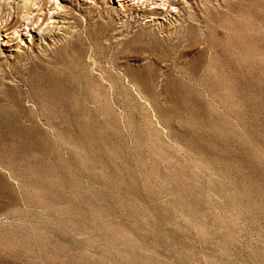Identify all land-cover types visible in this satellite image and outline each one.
I'll return each instance as SVG.
<instances>
[{"label":"rangeland","instance_id":"374dc122","mask_svg":"<svg viewBox=\"0 0 264 264\" xmlns=\"http://www.w3.org/2000/svg\"><path fill=\"white\" fill-rule=\"evenodd\" d=\"M180 1L200 20L179 40L144 30L178 9L133 0H49L54 32L0 33V264H264V0ZM77 28L82 71L47 82Z\"/></svg>","mask_w":264,"mask_h":264},{"label":"bare ground","instance_id":"6f19581e","mask_svg":"<svg viewBox=\"0 0 264 264\" xmlns=\"http://www.w3.org/2000/svg\"><path fill=\"white\" fill-rule=\"evenodd\" d=\"M1 1V0H0ZM2 1H5V0H2ZM6 1H10V0H6ZM5 1V2H6ZM49 1V0H48ZM48 1L47 0H24V1H20V0H14V2H13V4H15L16 3V9H17V12H15V14L17 15V17L15 16V18L11 21V22H6L5 21V26H3V29L1 30L0 29V33L1 32H4L6 35H8V36H10V35H12V37L16 34L17 35V29L18 28H20L21 26L20 25H22V23H23V26H25V28H29V30H31L32 28H35L36 30H38V31H41V32H45V31H47L48 32V30H49V32H54V30L56 29L55 27L54 28H52L51 29V24L52 23H50V21L53 19V18H51L50 16V18H47V14H44L43 12H44V10H45V8L47 7V4H48ZM133 1H137V3H138V5H137V8H139V9H136L135 11H133L134 12V14H137V15H142V16H144L145 18H151V19H160V18H165V17H167V16H169V14L170 13H172L171 11H169V9L170 8H174V9H178V15H175L176 16V19H175V23H172V22H170L169 23V25H165V26H159V28L158 29H155V28H152V27H147L146 29H144L145 30V32H146V34H147V36H148V38L149 39H152V40H163V39H166V40H168L169 38H175V40H179L180 38L182 39V30H183V28H184V25L186 24V22L188 21V20H190V19H194V20H196L195 19V17H196V12H195V10H193L194 8H193V5L192 4H190L189 2H183V1H180V0H178V1H176V0H159V2H158V0H133ZM141 2V4H139ZM151 2V3H150ZM195 2V1H194ZM219 1L218 0H216V2L215 1H213V0H199V2H198V4L200 5L199 6V10L200 11H205V12H208V11H210V10H212L214 7H215V4L216 3H218ZM18 3V4H17ZM2 5H3V3H1ZM7 4V3H6ZM5 4V5H6ZM9 5H12V3H11V1L8 3ZM7 4V5H8ZM22 4V5H21ZM150 4L151 5H154L153 7V9L154 10H149L148 8H146V9H144L143 7H145V6H147V7H149L150 6ZM1 5V6H2ZM17 5H18V7H17ZM20 5H21V7H20ZM13 6H15V5H13ZM12 6V7H13ZM168 6V9L167 10H165V8ZM219 6V8H220V5H217V7ZM6 7V6H5ZM9 7V6H8ZM7 7V8H8ZM197 7V6H196ZM223 8V7H222ZM198 9V8H197ZM224 10V9H223ZM222 10V11H223ZM231 10V9H230ZM229 10V11H230ZM49 11V10H48ZM215 11V10H214ZM228 11V10H227ZM213 12V11H212ZM216 12V11H215ZM221 12V11H220ZM35 13H37V15L36 16H34L35 15ZM49 14H50V12H49ZM52 16H55L56 15V9H54L53 11H52ZM69 14V13H68ZM209 14V13H208ZM212 14V13H211ZM214 14V13H213ZM216 14V13H215ZM222 14V13H221ZM70 15V14H69ZM71 15H72V12H71ZM206 15V14H205ZM57 16H58V14H57ZM202 16V15H201ZM213 16V15H212ZM69 17V16H68ZM71 17V16H70ZM173 17V16H172ZM216 17V16H215ZM174 18V17H173ZM204 18H205V16H204ZM207 18V17H206ZM199 19V18H198ZM197 19V20H198ZM76 21L74 22L77 26L76 27H78V26H80L81 24H80V22H78V19H75ZM153 20V21H154ZM196 20V21H197ZM200 20V19H199ZM202 20V19H201ZM207 20V19H206ZM191 21H193V20H191ZM209 22V21H208ZM211 22V21H210ZM56 23V22H55ZM193 23V22H192ZM191 23V24H192ZM196 23V22H195ZM201 23V22H200ZM46 24V25H45ZM194 24V23H193ZM188 25V24H187ZM198 25V24H197ZM43 26H45L46 28L45 29H43L44 27ZM208 26V25H207ZM191 26H189L188 28H190ZM195 27V26H194ZM207 28H210V27H207ZM78 30L77 31H75V32H73V33H70V39L68 40V43H66L67 45H65L64 47H62V48H58V50L54 53V55L52 56L53 58H55L56 59V61H57V65L59 66V71H55V69L53 70V71H49L50 72V75L49 76H47L46 78H45V80L47 81V82H49V83H54V85H55V83L57 82V80L60 78H56L57 77V73L58 72H60L62 75H65L66 77H68V80H69V82H70V79L69 78H72V79H74V78H76V76L78 75V74H80V72L82 71V67L85 65V60L84 59H81V58H79V57H76V56H72L71 55V53H70V51L71 50H76V49H78V47H79V44L82 42H80V40H81V31H80V29L79 28H77ZM191 29V28H190ZM190 29H188L189 31H191ZM194 29V28H193ZM198 29V28H197ZM200 29V28H199ZM201 30V29H200ZM205 30H207V29H205ZM197 31V30H196ZM203 31V30H202ZM202 31H200V33L202 32ZM184 32V31H183ZM207 32V31H206ZM206 32H205V34H206ZM193 33H195V32H193ZM189 34V33H188ZM196 34V33H195ZM15 35V36H16ZM142 35V34H141ZM200 35V34H199ZM207 35H209V34H207ZM206 35V36H207ZM140 36V35H139ZM138 35H137V37H139ZM144 36V35H143ZM193 36V35H192ZM195 36V35H194ZM205 36V35H204ZM90 37H91V35H90ZM90 37H88V38H90ZM186 37V36H185ZM198 37V36H197ZM201 37V36H200ZM147 38V39H148ZM193 38V37H192ZM205 38H207V37H205ZM91 39V38H90ZM136 39V38H135ZM145 39V38H144ZM184 39V38H183ZM200 39H203V38H200ZM92 40V39H91ZM94 40V39H93ZM92 40V41H93ZM134 40V39H133ZM137 40V39H136ZM139 40H140V38H139ZM170 40V39H169ZM191 40V39H190ZM198 40V39H197ZM117 41V40H116ZM138 41V40H137ZM143 41V40H142ZM142 41H140V42H142ZM165 41V40H164ZM173 41V40H172ZM184 41V40H183ZM187 41V40H186ZM204 41V40H203ZM133 42V41H132ZM139 42V41H138ZM174 42V41H173ZM181 42V41H180ZM191 42H192V40H191ZM194 42V41H193ZM197 42V41H196ZM195 42V43H196ZM199 42V41H198ZM201 42V41H200ZM93 43V42H92ZM176 43V42H175ZM189 43V42H188ZM194 43V44H195ZM205 43H208V42H206V40H205ZM94 44V43H93ZM126 44V43H125ZM140 44V43H139ZM143 44V43H142ZM91 45V44H90ZM145 45V44H144ZM180 45V44H179ZM183 45V44H182ZM199 45H201V44H199L198 43V46ZM93 46V45H92ZM131 46V45H130ZM136 46V45H135ZM134 46V47H135ZM142 46V45H141ZM190 46V45H189ZM95 47V46H94ZM106 47V46H105ZM108 47H109V45H108ZM139 47H140V45H139ZM151 47V46H150ZM170 47V46H169ZM181 47V46H180ZM207 47V46H206ZM187 48V47H186ZM198 48V47H197ZM196 48V49H197ZM204 48H205V45H204ZM82 49V48H81ZM109 49V48H108ZM173 49V48H172ZM95 50V49H94ZM178 50V49H177ZM179 50H180V48H179ZM178 50V51H179ZM184 50H185V48H184ZM187 50H189V49H187ZM192 50V49H191ZM190 50V51H191ZM204 50H206V48L204 49ZM218 50V49H217ZM79 51V50H78ZM147 51V50H146ZM173 51V50H172ZM182 51H183V49H182ZM181 51V52H182ZM76 52H77V50H76ZM184 52V51H183ZM84 53V52H83ZM145 53V52H144ZM147 53H148V51H147ZM147 53H145V54H147ZM178 53V52H177ZM128 54H130V53H128ZM182 54V53H181ZM176 55V54H175ZM178 55V54H177ZM201 55V54H200ZM94 56V55H93ZM122 56H123V54H122ZM128 56V55H127ZM130 56H132V58L134 57V58H136V59H142L143 58V50L142 49H139V48H136V49H134L132 52H131V55ZM141 56H142V58H141ZM146 56V55H145ZM148 56V55H147ZM52 57H51V59H52ZM150 57V56H149ZM148 57V58H149ZM174 57H176V56H174ZM178 57V56H177ZM185 57V56H184ZM203 57V56H202ZM154 58V57H153ZM199 58H200V56H199ZM44 60L45 59H43V58H41L40 56H38V55H35V54H26L25 55V58H24V62L26 61L30 66H36V67H41L42 66V64L44 63ZM114 61H115V58L113 59ZM121 60V59H120ZM177 61L176 62H178V59H176ZM196 60H197V58H196ZM92 61H93V65H92V69H93V66H99L98 64H97V62L95 61V60H93L92 59ZM111 61V60H110ZM126 61V60H125ZM151 61V60H150ZM50 62V61H49ZM90 61H88V63H89ZM109 62V61H108ZM121 62V61H120ZM184 62V61H183ZM87 63V64H88ZM181 63V62H180ZM191 63V62H190ZM86 64V65H87ZM153 63L151 62L149 65H147V67L146 68H152L153 67V65H152ZM192 64V63H191ZM109 65V64H108ZM181 66H183L182 64H180ZM88 66H90V65H88ZM87 66V67H88ZM142 66V65H141ZM146 66V65H145ZM165 66V65H164ZM185 66V65H184ZM190 66V65H189ZM188 66V67H189ZM36 67H34V69L36 68ZM57 67V66H56ZM86 67V68H87ZM101 67V66H100ZM104 67V66H103ZM53 68H55V67H53ZM91 68V67H90ZM89 68V69H90ZM113 68H114V71L116 70V71H118V70H122L123 71V75H126V78H128L129 77V73H131V67L130 66H128L127 64H126V62H122L121 64H114V66H113ZM186 68V67H185ZM38 69V68H37ZM40 69V68H39ZM85 69V68H84ZM88 69V70H89ZM102 69V68H101ZM100 69V70H101ZM112 69V68H111ZM47 70H49V69H47ZM50 70H52V69H50ZM95 70V69H94ZM105 70H107V69H105ZM156 70V69H155ZM160 70V69H159ZM85 71V70H84ZM108 71V70H107ZM111 71V70H110ZM158 71V70H157ZM92 72V71H91ZM141 72H143V70L141 71ZM84 73V72H83ZM88 73V72H87ZM90 73V72H89ZM102 73H104V72H102ZM111 73V72H110ZM115 73V72H114ZM140 73V72H139ZM84 74H86V73H84ZM83 74V75H84ZM117 73H115V75H116ZM135 74V73H134ZM47 74H45V76H46ZM83 75H81V76H83ZM90 75V74H89ZM100 75H103V74H100ZM112 75H113V71H112ZM148 75V74H147ZM60 76V75H59ZM105 76L107 77V75L105 74ZM141 76V75H140ZM92 77H94L93 75H92ZM104 77V76H103ZM106 77H104V78H106ZM112 77V76H111ZM142 77V76H141ZM146 77H148V76H146ZM84 78V77H83ZM121 78V77H120ZM137 78V77H136ZM139 78V77H138ZM57 79V80H56ZM71 79V80H72ZM129 79H131V78H128V80ZM141 79V78H140ZM75 80V79H74ZM101 80V79H100ZM109 80V79H108ZM131 80H133V79H131ZM172 80V79H171ZM60 81V80H59ZM67 81V80H66ZM115 81V80H114ZM119 81V80H118ZM130 81V80H129ZM103 82H105V81H103ZM110 82V81H109ZM133 82H134V80H133ZM136 82V81H135ZM177 82V81H176ZM112 83H114V82H112ZM123 83V82H122ZM52 84H51V86H52ZM58 84V83H57ZM68 84V83H67ZM115 84V83H114ZM184 84V83H183ZM60 85V84H59ZM109 85H110V83H109ZM169 85V84H168ZM178 85H181V84H178ZM185 85H187V84H185ZM58 86V85H57ZM112 86H114V85H112ZM167 86V85H166ZM171 87V86H170ZM170 87H168V88H170ZM182 87V86H181ZM116 88V87H115ZM173 88H175L174 87V84H173ZM51 89V88H50ZM53 89V88H52ZM58 89V88H57ZM56 89V90H57ZM54 90V89H53ZM55 90V91H56ZM59 90V89H58ZM169 95V94H168ZM196 96V95H195ZM188 97V96H187ZM179 99H180V97H179Z\"/></svg>","mask_w":264,"mask_h":264}]
</instances>
